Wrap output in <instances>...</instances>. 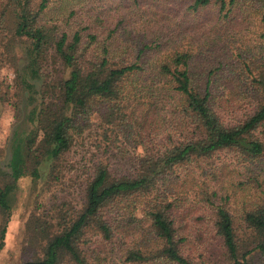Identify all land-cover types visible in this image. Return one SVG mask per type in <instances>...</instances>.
Segmentation results:
<instances>
[{
    "label": "trees",
    "instance_id": "1",
    "mask_svg": "<svg viewBox=\"0 0 264 264\" xmlns=\"http://www.w3.org/2000/svg\"><path fill=\"white\" fill-rule=\"evenodd\" d=\"M124 1L0 0L16 94L12 100L0 89V113L6 104L17 118L0 147V252L19 181L72 180L65 165L89 136L98 143L82 150V207L53 222L32 214L28 227L42 256L21 264H107L101 245L118 241L126 263L197 264L180 215L194 195L214 205L217 234L233 264H242L234 217L214 203L230 198L220 191L232 182V162L213 166L215 155L233 153L238 167L259 169L257 180L264 173V31L260 44H234L229 58L208 64L187 22L214 7V30L230 32L223 24L243 14L264 26V0H153L164 19L177 17L171 26L150 4ZM182 25L188 29L177 34ZM245 220L264 254V197ZM143 223L154 245L137 240Z\"/></svg>",
    "mask_w": 264,
    "mask_h": 264
},
{
    "label": "rangeland",
    "instance_id": "2",
    "mask_svg": "<svg viewBox=\"0 0 264 264\" xmlns=\"http://www.w3.org/2000/svg\"><path fill=\"white\" fill-rule=\"evenodd\" d=\"M116 1L121 2L122 0ZM124 2H128L129 4L131 0H125ZM141 2L150 4L154 11L156 10L160 15H163L162 19L159 16V20L162 21L163 26L164 21L170 26L171 23L174 24L177 22V17L172 13L168 14L165 12L166 19H164V7L159 6V2H153V0H141ZM104 4L108 7L106 2ZM141 10L143 12L142 17L145 18L148 16L149 12L147 10H145V13L144 9ZM122 14L124 13L122 12ZM214 14L215 9L211 7L199 15L196 20L192 18L191 21L189 20L187 22V25L190 27L189 29L193 30L191 32L193 41L206 47L204 50L198 52V56L206 53L204 57L205 63L210 64L215 58H220L221 56H227L229 58L231 54L229 49L234 44L242 47L248 44L256 46L262 42L259 35L264 31V26L259 20H255V16L246 17L243 14V18L239 16L238 21L235 24H231L229 28L222 23L224 28L230 31L223 33L222 31H218L220 28L219 25L215 30L212 27L215 22ZM78 18L79 15L73 19ZM118 19L120 18L118 17ZM184 26L182 25V28L176 30L177 34L182 33L184 29H188ZM6 34L7 30L1 32L0 28V89L6 94L9 91V96L13 100L16 96L14 93L15 66L13 64L15 60L11 56L7 57V52V54L4 53L3 45L6 41H4ZM162 40L164 41V37H162ZM231 59L236 62V56ZM16 120L17 118L13 107L4 104L2 112L0 113V147H4L6 144ZM161 138L155 142H161L162 144L164 140L161 141ZM97 143L98 141L96 139L92 140L88 136L85 138L84 144L81 142L79 144L81 147H77L70 154V162L65 165L64 171H70V176H74L72 180L68 176L63 183H57L55 181L52 182L51 186L47 185V182L34 184L31 177H24L19 181L16 194L17 202L15 203L16 206L14 207L11 221L8 224L5 246L0 252V264H21L32 257L42 256L40 248L41 239L36 237V234L33 232V225L28 227V222L32 214L39 215L44 219H50L53 222L57 221L60 216L72 213V211L82 207L84 203V184L82 182H84L83 179L87 171L84 166L87 159H82L84 153L82 150L92 149L95 151ZM237 157L233 153H224L220 156L215 155L214 161L216 164L213 168L222 165V161L225 160L232 162L230 169L233 172L227 170L226 175L231 178L230 181L232 182L230 184L229 181L226 182L224 184V188H226L222 192L219 190L220 193L229 195V200L224 202L215 198L214 203H226L227 208L233 215L241 240L240 254L242 255L246 251H251V254L247 256V260L243 259L240 255L239 260L242 261V264H264V254L259 252V250H254L257 245V237L248 227L247 221L245 220L246 211L253 210L261 201V198L264 197V173L257 180L259 169L253 167L252 170H249L245 168L246 165H239L238 167ZM240 164L245 163L241 161ZM75 171L78 173L77 175ZM222 175L220 176L222 177ZM207 182H210L213 188H216V184L210 179ZM199 197L194 195L191 202L184 206L186 208H181L180 211V215L184 220V223L181 225V233L188 237L185 242L186 249H188L189 254L197 264H233L234 260L228 257L222 238L216 231L214 205L201 200V196ZM139 216L142 217L144 215L140 212ZM144 225V232H139L136 236L137 240L139 243L147 244V246L154 245L156 238L154 234L149 233V223ZM121 245L120 241L116 244L108 245L106 243L101 245V251H104L108 255L106 263L136 264L132 262L126 263L125 258L120 259L122 256L120 252ZM122 247L125 248L126 245H122Z\"/></svg>",
    "mask_w": 264,
    "mask_h": 264
}]
</instances>
